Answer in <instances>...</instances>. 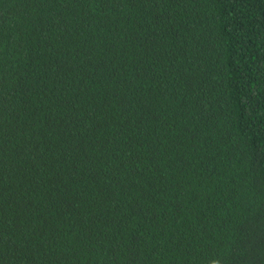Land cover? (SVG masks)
Instances as JSON below:
<instances>
[{
  "label": "trees",
  "instance_id": "trees-1",
  "mask_svg": "<svg viewBox=\"0 0 264 264\" xmlns=\"http://www.w3.org/2000/svg\"><path fill=\"white\" fill-rule=\"evenodd\" d=\"M0 264H264V0H0Z\"/></svg>",
  "mask_w": 264,
  "mask_h": 264
}]
</instances>
